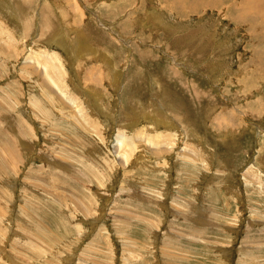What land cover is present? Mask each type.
I'll list each match as a JSON object with an SVG mask.
<instances>
[{
	"label": "rangeland",
	"instance_id": "374dc122",
	"mask_svg": "<svg viewBox=\"0 0 264 264\" xmlns=\"http://www.w3.org/2000/svg\"><path fill=\"white\" fill-rule=\"evenodd\" d=\"M0 264H264V0H0Z\"/></svg>",
	"mask_w": 264,
	"mask_h": 264
},
{
	"label": "bare ground",
	"instance_id": "6f19581e",
	"mask_svg": "<svg viewBox=\"0 0 264 264\" xmlns=\"http://www.w3.org/2000/svg\"><path fill=\"white\" fill-rule=\"evenodd\" d=\"M120 140H121V139H120ZM121 141H122V140H121ZM121 141H119V140L117 141V143H116V145H115V148H116V147H119V146L121 145V144H120ZM118 151H119V150L116 148V154H118ZM115 156H116V155H115ZM118 156H119V155H117L116 157H118Z\"/></svg>",
	"mask_w": 264,
	"mask_h": 264
}]
</instances>
